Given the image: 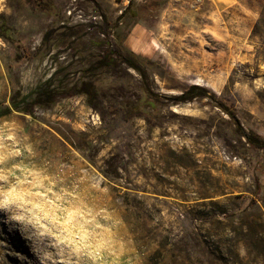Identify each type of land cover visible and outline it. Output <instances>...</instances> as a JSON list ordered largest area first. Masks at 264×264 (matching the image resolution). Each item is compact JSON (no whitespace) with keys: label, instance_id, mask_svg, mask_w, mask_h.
<instances>
[{"label":"rangeland","instance_id":"obj_1","mask_svg":"<svg viewBox=\"0 0 264 264\" xmlns=\"http://www.w3.org/2000/svg\"><path fill=\"white\" fill-rule=\"evenodd\" d=\"M0 0V264H264V0Z\"/></svg>","mask_w":264,"mask_h":264},{"label":"trees","instance_id":"obj_2","mask_svg":"<svg viewBox=\"0 0 264 264\" xmlns=\"http://www.w3.org/2000/svg\"><path fill=\"white\" fill-rule=\"evenodd\" d=\"M20 107L16 104H12V106H7L5 108L0 109V118L8 115L13 112V110L20 111ZM249 143L256 145V146H263L264 144L259 140L256 136H247Z\"/></svg>","mask_w":264,"mask_h":264},{"label":"crops","instance_id":"obj_3","mask_svg":"<svg viewBox=\"0 0 264 264\" xmlns=\"http://www.w3.org/2000/svg\"><path fill=\"white\" fill-rule=\"evenodd\" d=\"M214 2H218L219 4H222V2H226L228 3L227 5H231L232 3H234L236 0H213Z\"/></svg>","mask_w":264,"mask_h":264}]
</instances>
